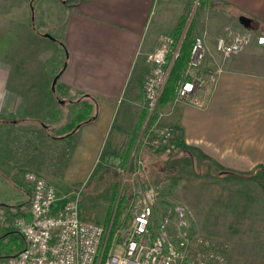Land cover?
<instances>
[{
  "label": "crops",
  "instance_id": "1",
  "mask_svg": "<svg viewBox=\"0 0 264 264\" xmlns=\"http://www.w3.org/2000/svg\"><path fill=\"white\" fill-rule=\"evenodd\" d=\"M154 5L155 0H80L67 13L62 33L67 57L57 83L64 92L81 91L96 101V117L74 134L64 169L67 182L71 177L83 180L95 172L122 105V124L110 149L137 131L135 125L146 104L143 81L151 68L149 54L156 45L147 37ZM209 8L214 15L206 19L220 17L221 21L212 26L203 19L205 24L197 26L207 54L215 48L216 37L226 25L243 28L240 14L252 19L257 34L264 33V0H211ZM249 45L228 60L213 57L210 64L204 61V67L222 70L207 91H196L203 106L170 101L160 117L162 127L172 128L173 136L204 155L213 170L220 166L236 173L225 177L212 172L207 185L199 187L195 180L191 190L194 199L202 193L197 205L205 204L206 218L197 209L196 215L220 230H234L229 247L223 242L231 258L229 264H264V195L255 182L242 181L237 174L264 177V70L254 67L264 66V57H254L257 52H248ZM13 94L0 95V104H6L1 120L11 114L7 111L14 99L21 106L33 97ZM24 111L16 110L14 117L23 116ZM113 153L110 157L117 160ZM257 257L261 258L257 261Z\"/></svg>",
  "mask_w": 264,
  "mask_h": 264
},
{
  "label": "rangeland",
  "instance_id": "2",
  "mask_svg": "<svg viewBox=\"0 0 264 264\" xmlns=\"http://www.w3.org/2000/svg\"><path fill=\"white\" fill-rule=\"evenodd\" d=\"M32 1L0 0V95L14 93V91L9 90L8 86L10 85L11 79H13L12 73L14 71L12 69L11 72L12 66H15L16 74H20L23 68L29 67L28 79H31L37 86L39 82L52 85L54 76L66 64L67 53H65V48L62 43L63 28L68 11L80 0H34L31 6L30 3ZM209 4L210 1L205 7L198 10V15L195 18L194 35L200 33L197 26L200 23L203 26L205 20L207 23L210 22L212 26L217 25L221 21L220 17L211 20L206 19V17H210L208 15H214L211 14L212 11H209L213 10V8H209ZM197 6L198 0H155L153 12L147 26V37L154 40L156 43L155 47L158 46L161 35L168 34L172 36L171 34H173L176 25L184 16L186 17V21L178 41L180 47L182 38L191 18L194 16V11H196ZM252 30L253 34L256 35L258 31L255 29ZM45 33L51 34L55 39L45 36ZM214 46L215 48L212 47L208 51V54L205 52L204 61L206 64H210L209 60L213 57L218 59V61L227 59L223 58L217 51L216 45ZM173 51L174 46L172 45L169 54H172ZM253 51L257 52H254L256 54L254 57H264V46L258 47L255 40L250 43L248 52ZM204 61L203 67L205 66ZM254 67L257 70H264L263 65L259 66L254 64ZM16 68L18 69L17 71ZM186 70L187 64L184 73H186ZM3 78L5 79V83L3 82ZM51 93L53 99H55L54 105L60 108V112L66 114L68 109L70 111L73 109V101H70L73 94L68 90L64 92L60 82H56L55 89ZM13 95L15 96V94ZM15 99L12 102V106L9 107L8 105L9 110L7 114H11L5 119H11L17 116L18 114L13 113L16 110H24L27 108V102H22L21 106H19V101H15ZM60 99L63 100V104H58L59 106H57V100L59 101ZM173 99L171 100L172 102ZM4 105L6 104H0V121L4 115ZM163 107L164 105L160 106L153 124L148 127L145 125L147 122L146 117L145 124L138 130L137 139L141 146L134 148L136 150H131L128 162L123 167H119L118 162L119 154L124 150L125 142L116 144V149H110L114 145V138L117 137V133L120 131L118 126L122 124L121 116L124 112L122 105L119 113H117L118 116L116 115L117 121L115 128L110 135L108 145L94 173L83 180L71 177L68 179L70 180L69 182L65 181V179L62 180V178V181L58 182L46 170L39 168L37 170L33 168V170L31 168L27 170H36V173L43 175L54 183L57 187L58 195L63 196L67 194L71 197L75 192H78L81 215L87 219L96 220L102 225L105 222L104 216L107 211L106 209L108 206L110 207V195L113 187L117 185L119 195L122 192L129 195L124 210L125 214L128 215L126 223L122 227L115 229L112 234L110 233L109 227L105 228L104 240H106V250H108L112 242L117 244L123 238L125 231L131 225L132 207L138 195L140 196L141 194V190L139 189H144L148 185H154L158 191L159 208L166 210L168 205H181L186 210L187 215L192 221L191 224H193L186 228L189 234H202L215 239L218 243H227L229 247L234 230H220L215 225L213 227L199 215H196L197 212L195 211L197 209L206 218L205 204L197 205L199 201H202V193L199 192V196H196V199L191 197V190L196 185L195 180L200 184V187L207 182L208 177L212 176L209 161L195 148L184 144L180 138L173 136L165 140L161 137L158 129L160 128L159 126H163L160 124V113ZM62 121L65 120L63 119ZM186 146L189 149H184ZM113 152H115L117 160L114 157H110V155L113 156ZM139 160H142L143 169L134 175L133 172L138 168ZM23 172H12L8 177H5L0 172V258L14 253L24 245V239L14 223L18 215L26 213L30 200L31 188ZM220 175L227 177L230 174L223 173ZM257 185L264 195L263 182L261 186L259 184ZM194 195L192 196L195 197ZM261 200L263 202L264 198ZM175 217V213H173L168 223L169 231H174L175 229ZM161 220L162 215L157 217V221ZM111 222L112 218L111 220L109 219V225ZM213 224H215L214 221ZM260 258L257 257V261ZM230 260L231 258L228 260V264ZM244 264L247 263L244 262Z\"/></svg>",
  "mask_w": 264,
  "mask_h": 264
},
{
  "label": "built area",
  "instance_id": "3",
  "mask_svg": "<svg viewBox=\"0 0 264 264\" xmlns=\"http://www.w3.org/2000/svg\"><path fill=\"white\" fill-rule=\"evenodd\" d=\"M253 40L264 44V33L254 35L251 29L227 25L216 37L215 45L223 58H229L244 51ZM174 42L172 36L161 35L160 43L149 54L151 68L143 84L147 119L159 105L172 66L167 55ZM205 52L203 37L196 35L187 61V77L179 80L174 102L204 105L196 91H207L222 70L203 67ZM158 130L165 140L173 137L170 127ZM141 169L142 160H139L134 175ZM24 175L31 188L29 205L26 213L14 220L24 245L0 258V264H228L224 244L187 232L189 219L181 205H168L166 210L159 208V194L154 185L139 189L141 194L132 207L131 225L123 238L117 244L112 242L106 250V229L96 220L81 215L78 192L71 197L61 196L55 184L43 175L32 170H26ZM173 213L175 229L169 231ZM161 215L162 220L157 221Z\"/></svg>",
  "mask_w": 264,
  "mask_h": 264
},
{
  "label": "trees",
  "instance_id": "4",
  "mask_svg": "<svg viewBox=\"0 0 264 264\" xmlns=\"http://www.w3.org/2000/svg\"><path fill=\"white\" fill-rule=\"evenodd\" d=\"M33 1L30 3L31 5H33ZM209 1L211 0H198L197 9L194 11V16L189 22L178 53L170 68L169 75L159 98V105L151 112L146 124L144 123L148 114L146 104L141 109L140 117L135 125L137 131L129 134L125 142L124 150L119 154V167L127 164L131 150L133 151L134 148L141 146L137 139L139 128L143 124L147 125V127L153 124L160 106L169 103L174 98L175 89L179 80L187 77L184 71L190 56L193 40L196 36L194 35L195 18L198 15V10L205 7ZM185 18L183 16L180 19L173 34H171L175 40L173 44L174 48L181 37L186 21ZM171 56L172 54L170 53L167 57L168 61H170ZM12 69L14 72L12 73L13 79H11L10 85H8L9 90L20 94L21 97H31L30 95L33 97L31 98V102L27 101L28 106L24 109L23 116L0 121V154L2 155V158L0 156V170L9 176L12 172L17 173L20 171L21 173L30 168L36 170L39 168L46 170V172L52 175L54 180L61 182L64 176L65 165L68 163L73 149L72 141L74 134L82 124L96 117V101L90 94L76 91L72 93L73 97L70 98V101H73V109L71 111L68 109L66 114H63V112L59 111L60 108L54 105L55 99L52 97L51 91L53 89L51 85L39 82L36 86L31 79H28L29 67L23 68L20 74L15 73V66H12L11 72ZM60 71H62V68ZM61 100H57V106H59L58 104H63ZM63 119L65 121H62ZM184 149H189V147L186 146ZM210 170L217 174H230L233 172L220 166L216 170H213L211 166ZM237 174L241 175L238 176L242 181H252L260 186L262 182L264 184V177L253 176L246 172ZM110 198V207L108 206L106 209L103 226L105 228L109 227L110 233L112 234L115 229L122 227L128 220V215L125 214L124 210L129 195L123 192L119 195L117 185H115ZM111 218L112 222L109 225V219L111 220ZM188 219V226H192L193 224H191L192 221L189 216Z\"/></svg>",
  "mask_w": 264,
  "mask_h": 264
},
{
  "label": "water",
  "instance_id": "5",
  "mask_svg": "<svg viewBox=\"0 0 264 264\" xmlns=\"http://www.w3.org/2000/svg\"><path fill=\"white\" fill-rule=\"evenodd\" d=\"M31 6H32V5H31ZM33 17H34V16H33ZM238 20H239L240 24H241L243 27H245V28H248V29H251V30L255 28V25L252 23V19H251L249 16L245 15V14H240L239 17H238ZM45 36H48V37H50V38H53L52 35L49 34V33H45ZM178 48H179V43H178V45L176 46V49H175L174 55H173V57H172V60H171V62H170V65H172V63H173V58H174V57L177 55V53H178ZM59 76H60V72H58V73L54 76L53 81H52V89H55V85H56V82H57ZM61 101H63V100H61Z\"/></svg>",
  "mask_w": 264,
  "mask_h": 264
}]
</instances>
